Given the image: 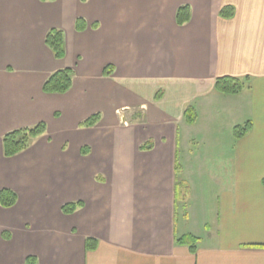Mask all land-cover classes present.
<instances>
[{"label": "crops", "instance_id": "1", "mask_svg": "<svg viewBox=\"0 0 264 264\" xmlns=\"http://www.w3.org/2000/svg\"><path fill=\"white\" fill-rule=\"evenodd\" d=\"M67 1L79 11L64 23L62 0H0V191L18 197L0 205V264H264V0ZM51 29L63 59L45 43ZM64 69L72 89L45 94ZM221 77L246 88L220 94ZM42 122L46 134L4 156L6 134Z\"/></svg>", "mask_w": 264, "mask_h": 264}, {"label": "trees", "instance_id": "2", "mask_svg": "<svg viewBox=\"0 0 264 264\" xmlns=\"http://www.w3.org/2000/svg\"><path fill=\"white\" fill-rule=\"evenodd\" d=\"M52 1V0H42ZM220 16L225 19H231L234 16V9L232 7H225L221 10ZM191 11L189 6L181 7L177 12V23L182 26L190 21ZM76 30L78 32L85 31L88 26L84 19L79 18L76 21ZM94 29L98 28V24L93 25ZM45 43L47 47L53 52L56 59H63L66 55L65 52V39L64 33L58 29H51L46 36ZM111 66L105 69V74L108 75L111 72ZM75 73L72 69H64L53 73L43 85V92L45 94H66L73 86ZM248 80V79H247ZM246 83L240 79L233 77H221L216 80L215 90L224 95H238L244 91ZM163 93L158 92L156 99H161ZM186 121L190 124L195 123L197 119L196 114L192 108H188L185 112ZM101 114L97 113L80 124L82 128H94L101 121ZM252 128L250 122L244 126H238L234 130L235 137L242 139ZM47 125L42 122L32 127H26L14 130L3 137V152L6 158H12L20 153L26 151L32 142L38 137L46 134ZM147 149H151L148 146ZM82 154L86 155L85 149L82 150ZM180 169L178 168V172ZM180 173V172H179ZM264 184V180H263ZM18 197L16 193L9 189L0 191V205L3 208H12L16 205ZM84 206L82 202L66 204L62 207V212L65 215H72ZM6 238L9 236L4 235ZM178 245L187 246L190 252L195 255L197 253L198 239L193 236H184L177 240ZM88 250H96L97 241L88 239L86 243ZM26 264H38V259L34 256H30L26 259Z\"/></svg>", "mask_w": 264, "mask_h": 264}, {"label": "rangeland", "instance_id": "3", "mask_svg": "<svg viewBox=\"0 0 264 264\" xmlns=\"http://www.w3.org/2000/svg\"><path fill=\"white\" fill-rule=\"evenodd\" d=\"M62 2H64L63 4H66L64 5L65 7H67V11L64 10L62 12V16H63V22H67L69 19H73V17H75V15L78 13L79 11V6L76 4L77 2L76 1H67V0H62ZM58 22H61V17H59L58 19ZM70 21V20H69ZM227 162V161H225ZM224 163V165H226V163Z\"/></svg>", "mask_w": 264, "mask_h": 264}]
</instances>
